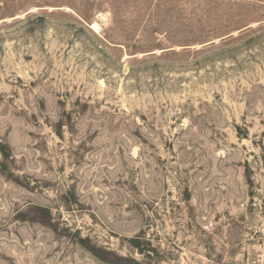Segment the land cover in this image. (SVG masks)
<instances>
[{"label": "rangeland", "instance_id": "1", "mask_svg": "<svg viewBox=\"0 0 264 264\" xmlns=\"http://www.w3.org/2000/svg\"><path fill=\"white\" fill-rule=\"evenodd\" d=\"M0 264H264V0H0Z\"/></svg>", "mask_w": 264, "mask_h": 264}, {"label": "bare ground", "instance_id": "2", "mask_svg": "<svg viewBox=\"0 0 264 264\" xmlns=\"http://www.w3.org/2000/svg\"><path fill=\"white\" fill-rule=\"evenodd\" d=\"M92 27H93V28H99V25H98L97 22H95V23H93Z\"/></svg>", "mask_w": 264, "mask_h": 264}, {"label": "trees", "instance_id": "3", "mask_svg": "<svg viewBox=\"0 0 264 264\" xmlns=\"http://www.w3.org/2000/svg\"><path fill=\"white\" fill-rule=\"evenodd\" d=\"M248 30V29H247Z\"/></svg>", "mask_w": 264, "mask_h": 264}]
</instances>
